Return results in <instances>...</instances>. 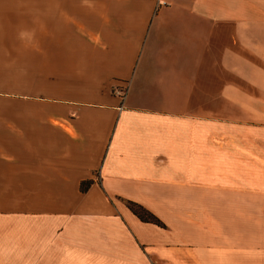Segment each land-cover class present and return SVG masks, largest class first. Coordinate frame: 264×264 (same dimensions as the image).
Returning a JSON list of instances; mask_svg holds the SVG:
<instances>
[{"label":"crops","instance_id":"crops-1","mask_svg":"<svg viewBox=\"0 0 264 264\" xmlns=\"http://www.w3.org/2000/svg\"><path fill=\"white\" fill-rule=\"evenodd\" d=\"M0 264H264V0H0Z\"/></svg>","mask_w":264,"mask_h":264},{"label":"trees","instance_id":"trees-1","mask_svg":"<svg viewBox=\"0 0 264 264\" xmlns=\"http://www.w3.org/2000/svg\"><path fill=\"white\" fill-rule=\"evenodd\" d=\"M126 203L128 207L134 212V214L142 221L151 222L157 226H164V223L154 214H152L151 211L146 209L145 206L134 202V200H127Z\"/></svg>","mask_w":264,"mask_h":264},{"label":"built area","instance_id":"built-area-1","mask_svg":"<svg viewBox=\"0 0 264 264\" xmlns=\"http://www.w3.org/2000/svg\"><path fill=\"white\" fill-rule=\"evenodd\" d=\"M122 93L124 94V91Z\"/></svg>","mask_w":264,"mask_h":264}]
</instances>
